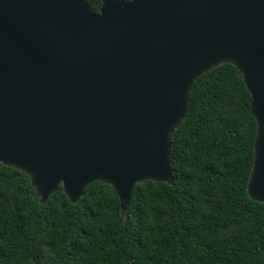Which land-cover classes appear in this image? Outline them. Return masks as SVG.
Returning a JSON list of instances; mask_svg holds the SVG:
<instances>
[{"label": "water", "instance_id": "95a60500", "mask_svg": "<svg viewBox=\"0 0 264 264\" xmlns=\"http://www.w3.org/2000/svg\"><path fill=\"white\" fill-rule=\"evenodd\" d=\"M233 64L257 121L249 195L264 203V0H0V162L41 202L175 183L173 137L206 72Z\"/></svg>", "mask_w": 264, "mask_h": 264}, {"label": "trees", "instance_id": "16d2710c", "mask_svg": "<svg viewBox=\"0 0 264 264\" xmlns=\"http://www.w3.org/2000/svg\"><path fill=\"white\" fill-rule=\"evenodd\" d=\"M86 1L100 11L103 0ZM257 129L228 63L192 88L173 137L175 183H137L126 212L103 181L77 202L61 183L42 203L27 173L0 162V264H264V203L248 192Z\"/></svg>", "mask_w": 264, "mask_h": 264}]
</instances>
